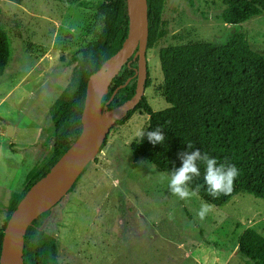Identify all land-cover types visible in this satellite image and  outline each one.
Masks as SVG:
<instances>
[{
	"label": "rangeland",
	"instance_id": "rangeland-1",
	"mask_svg": "<svg viewBox=\"0 0 264 264\" xmlns=\"http://www.w3.org/2000/svg\"><path fill=\"white\" fill-rule=\"evenodd\" d=\"M67 1L0 0V28L10 51L0 77V230L11 195L49 153L42 146L53 134L47 113L70 79L71 58L101 26L94 8L99 0ZM224 9L221 0H165L156 43L146 54L150 84L143 97L152 111L169 107L162 94L161 48L222 43L242 32L255 52L264 53V14L228 26ZM148 120L138 109L115 126L45 221L44 231L56 239L58 264H246L235 245L249 227L264 236V199L240 192L221 207L211 205L200 219L204 201L172 195L167 174L134 159L130 146ZM43 129L35 152L31 145ZM9 159L22 163L14 168Z\"/></svg>",
	"mask_w": 264,
	"mask_h": 264
},
{
	"label": "trees",
	"instance_id": "trees-1",
	"mask_svg": "<svg viewBox=\"0 0 264 264\" xmlns=\"http://www.w3.org/2000/svg\"><path fill=\"white\" fill-rule=\"evenodd\" d=\"M6 1L16 5L24 2ZM78 1L67 2L73 4ZM221 1L225 6L221 18L228 26L264 14V0ZM164 2L147 0V51L156 43ZM94 8L100 20L99 32L94 40L72 56L74 67L70 79L47 113L53 125V134L42 146L47 147L51 154L41 167L32 172L24 189L11 195L6 223L30 187L48 173L79 137L87 82L122 47L127 37L126 0H99ZM158 57L163 80L162 94L169 107L154 112L143 97L134 110L114 125L123 124L139 109L149 117L145 132L157 127L164 131L166 139L163 144L153 145L147 136L132 143L130 147L134 159L141 158L170 177L173 169L182 166L179 153L199 149L215 158L218 164H232L239 170L232 192L214 199L208 194L204 181L206 166L200 162L201 174L192 181L190 188L199 186L197 196L202 201L221 207L240 192L264 199V53L255 52L244 33L233 32L222 43L196 42L161 48ZM9 59L7 33L0 28V77ZM136 68L137 60L122 67L109 86L108 93L102 98V105L110 100L116 88L133 77ZM149 84L147 79L146 88ZM135 86L136 78L133 77L117 91L108 108L113 109L129 100L135 93ZM188 142L194 144L192 149L187 148ZM61 201L27 228L24 264H58L56 239L44 231L43 226ZM6 223L0 230V250ZM235 248L246 264H264V236L255 229H245Z\"/></svg>",
	"mask_w": 264,
	"mask_h": 264
},
{
	"label": "water",
	"instance_id": "water-1",
	"mask_svg": "<svg viewBox=\"0 0 264 264\" xmlns=\"http://www.w3.org/2000/svg\"><path fill=\"white\" fill-rule=\"evenodd\" d=\"M126 1L127 37L122 47L87 82L79 137L48 173L30 187L9 217L1 241L0 264H24L27 228L68 194L84 169L95 160L116 122L134 110L144 96L148 74V4L147 0ZM131 59L137 60L135 93L123 104L109 109L108 104L117 91L125 87L130 79L114 90L105 105H102V98L108 93L113 79ZM7 136L12 137L11 127H8Z\"/></svg>",
	"mask_w": 264,
	"mask_h": 264
},
{
	"label": "clouds",
	"instance_id": "clouds-1",
	"mask_svg": "<svg viewBox=\"0 0 264 264\" xmlns=\"http://www.w3.org/2000/svg\"><path fill=\"white\" fill-rule=\"evenodd\" d=\"M137 136L142 140L145 136L153 145L163 144L166 136L164 131L157 127L154 130L145 132L140 130ZM187 148L192 149L194 144L188 142ZM179 158L182 166L171 171L169 180V191L172 195L181 200H189L198 195L199 186L196 189H191L190 185L195 178L200 176L199 163L202 162L205 167L204 181L207 186V191L214 199L221 195H228L232 192L234 181L239 175V170L232 164H218L215 158L210 157L207 153H202L199 149L191 152L179 153ZM211 205L204 203L197 215L200 219H204L209 211Z\"/></svg>",
	"mask_w": 264,
	"mask_h": 264
},
{
	"label": "crops",
	"instance_id": "crops-1",
	"mask_svg": "<svg viewBox=\"0 0 264 264\" xmlns=\"http://www.w3.org/2000/svg\"><path fill=\"white\" fill-rule=\"evenodd\" d=\"M15 127H17V125H15ZM41 128V127H40ZM40 128L38 129L39 131H40ZM13 135H14V130H13V128H12V137H13ZM43 135H44V131L43 130H41V133H40V137H38L37 138V142H34L32 145H31V147H33V148H35V152H37L36 150H38V147H34L37 143H39V142H41V139L43 138ZM17 150V149H16ZM19 151V150H18ZM50 150H49V153H48V155H47V157L49 158V156H50ZM9 156H12V155H9ZM14 157V156H13ZM47 157H45L44 159H42L40 162H37L36 164H35V166L33 167V169L26 175V177H24V179H23V181H22V183L20 184V187L17 189L18 190V192L17 193H19V192H21L23 189H24V187H25V185L27 184V182H28V179H29V176L32 174V172L33 171H35L36 169H38L39 167H41L42 166V164L43 163H45L46 161H47ZM47 158V159H46ZM46 159V160H45ZM45 160V161H44ZM36 162V161H35ZM21 161L20 162H14L12 159H9V161H8V164L9 165H12L14 168H18L20 165H21ZM92 173H94V172H92Z\"/></svg>",
	"mask_w": 264,
	"mask_h": 264
},
{
	"label": "flooded vegetation",
	"instance_id": "flooded-vegetation-1",
	"mask_svg": "<svg viewBox=\"0 0 264 264\" xmlns=\"http://www.w3.org/2000/svg\"><path fill=\"white\" fill-rule=\"evenodd\" d=\"M132 61H134V60H131L130 62H132ZM130 64V63H129ZM129 64H127V65H129ZM148 67V66H147ZM133 77H135V72H134V75H133ZM133 77H131V78H129L130 80L133 78ZM136 78V77H135ZM147 79H148V74H147ZM147 79H146V81H147ZM130 82V81H129ZM135 89H136V86H135ZM146 83H145V91H146Z\"/></svg>",
	"mask_w": 264,
	"mask_h": 264
}]
</instances>
